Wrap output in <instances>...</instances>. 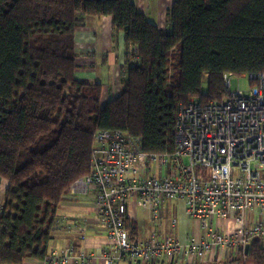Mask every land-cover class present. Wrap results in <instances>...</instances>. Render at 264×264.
<instances>
[{
	"label": "trees",
	"instance_id": "16d2710c",
	"mask_svg": "<svg viewBox=\"0 0 264 264\" xmlns=\"http://www.w3.org/2000/svg\"><path fill=\"white\" fill-rule=\"evenodd\" d=\"M85 17H110L127 61L137 60L102 108L100 85L75 78ZM168 18L169 30L159 29L130 0H0V183L9 184L0 264L47 255L59 203L90 174L96 131L123 132L143 153L171 156L179 106L221 101L225 74L264 73V0H175ZM125 224L134 238L137 223ZM244 258L264 264V244L252 242ZM236 261L232 254L226 264Z\"/></svg>",
	"mask_w": 264,
	"mask_h": 264
},
{
	"label": "built area",
	"instance_id": "2783aa9c",
	"mask_svg": "<svg viewBox=\"0 0 264 264\" xmlns=\"http://www.w3.org/2000/svg\"><path fill=\"white\" fill-rule=\"evenodd\" d=\"M239 78L248 80L246 92ZM222 82L221 101L179 106L171 156L143 153L141 141L126 133L96 131L90 174L65 197L92 204L111 249L55 248L39 264H94L96 258L103 264H218L232 254L244 259L252 242L264 244V73L225 74ZM135 200L153 223L165 202L182 201L185 217L199 223L200 240L180 243L156 230L144 241L131 238L125 223ZM72 225L85 240V225Z\"/></svg>",
	"mask_w": 264,
	"mask_h": 264
},
{
	"label": "crops",
	"instance_id": "0c3cea01",
	"mask_svg": "<svg viewBox=\"0 0 264 264\" xmlns=\"http://www.w3.org/2000/svg\"><path fill=\"white\" fill-rule=\"evenodd\" d=\"M174 1L130 0L136 10L144 14L150 23L165 31L169 30L168 14ZM74 50L78 65L75 72L76 80L100 85L99 102L100 107H104L120 94L122 81L130 65L137 63L136 58L130 56L127 61L125 57L127 48L123 33L113 35L110 17H85L75 32ZM103 79L107 81L103 82ZM8 188V182L1 180L0 210L5 203L4 194ZM137 207L140 205L136 200L131 201L128 206L129 219L137 223V235L134 237L137 241L146 240L155 230L162 235L174 237L180 243H186L190 238L200 240L202 232L199 223L185 217L182 201L165 202L156 223L150 222L148 218L139 221L136 217ZM142 211L144 212L143 209ZM172 220L176 221L174 228L171 227ZM73 222H78V226L85 225V240H81L82 233L72 227ZM52 230L54 232L50 233L48 251L73 246L77 252L82 250L85 253L96 254L98 250L111 249V242L107 239L92 204L83 198L73 200L65 197L59 203ZM127 231L130 235L128 229ZM138 262L122 264H158ZM24 264H39V262L26 260ZM70 264H75V261L72 260ZM94 264L103 263L101 259L96 258Z\"/></svg>",
	"mask_w": 264,
	"mask_h": 264
},
{
	"label": "rangeland",
	"instance_id": "374dc122",
	"mask_svg": "<svg viewBox=\"0 0 264 264\" xmlns=\"http://www.w3.org/2000/svg\"><path fill=\"white\" fill-rule=\"evenodd\" d=\"M77 64V63H76ZM107 80H104L103 79V82H106ZM238 87H239V89H241L242 91H244V92H246L247 90H248V88H249V82H248V80L246 79V78H239V80H238ZM231 89L232 90H236L237 89V81L235 80V79H232L231 80ZM201 91H202V93L203 94H206V92H207V79H206V77L205 78H203V81H202V85H201ZM184 161H186V160H184ZM136 217H137V219L139 220V221H142V220H146L147 219V214L146 213H144L143 211H142V209L140 208V207H137V209H136ZM42 216H44V214L42 215ZM175 217V216H174ZM170 231H172L171 229H170ZM54 232V230H52L51 231V233H53ZM171 235V234H170ZM233 255H237V256H239V257H241L240 255H238V254H233ZM228 262V256L222 261V262H220V263H218V264H226ZM234 264H251L250 262H248L245 258L244 259H242V261L240 262H238V261H236V262H234Z\"/></svg>",
	"mask_w": 264,
	"mask_h": 264
},
{
	"label": "water",
	"instance_id": "95a60500",
	"mask_svg": "<svg viewBox=\"0 0 264 264\" xmlns=\"http://www.w3.org/2000/svg\"><path fill=\"white\" fill-rule=\"evenodd\" d=\"M247 251H248V247L245 248V252H247ZM138 263H139V262H138Z\"/></svg>",
	"mask_w": 264,
	"mask_h": 264
}]
</instances>
